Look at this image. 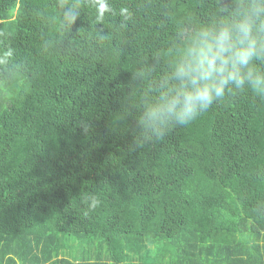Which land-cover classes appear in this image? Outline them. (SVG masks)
Returning <instances> with one entry per match:
<instances>
[{
  "label": "trees",
  "instance_id": "1",
  "mask_svg": "<svg viewBox=\"0 0 264 264\" xmlns=\"http://www.w3.org/2000/svg\"><path fill=\"white\" fill-rule=\"evenodd\" d=\"M223 4L0 0V264H264V98L135 144L136 74Z\"/></svg>",
  "mask_w": 264,
  "mask_h": 264
},
{
  "label": "clouds",
  "instance_id": "2",
  "mask_svg": "<svg viewBox=\"0 0 264 264\" xmlns=\"http://www.w3.org/2000/svg\"><path fill=\"white\" fill-rule=\"evenodd\" d=\"M177 55L154 79L135 109V144L163 139L173 127L187 126L229 94L264 98V0H224L210 22L180 27Z\"/></svg>",
  "mask_w": 264,
  "mask_h": 264
},
{
  "label": "crops",
  "instance_id": "3",
  "mask_svg": "<svg viewBox=\"0 0 264 264\" xmlns=\"http://www.w3.org/2000/svg\"><path fill=\"white\" fill-rule=\"evenodd\" d=\"M81 243V245L75 249H66V251L63 253L61 250V253L58 255L60 257H65V258H69V260H73L76 263L79 262H84L82 264H86L85 261H92V262H97L98 258L101 259V257H99V253H98V249L97 247L89 241H79ZM81 247L85 250L86 253H82L81 252ZM81 252V254H80ZM82 255V257H81ZM108 262H110L109 260H107ZM98 263V262H97Z\"/></svg>",
  "mask_w": 264,
  "mask_h": 264
}]
</instances>
